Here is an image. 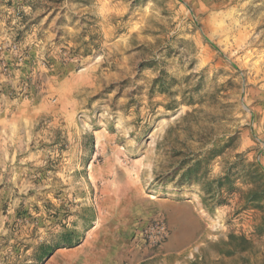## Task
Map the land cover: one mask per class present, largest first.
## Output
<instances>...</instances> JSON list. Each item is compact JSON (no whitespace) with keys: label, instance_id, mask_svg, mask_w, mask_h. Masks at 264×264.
Listing matches in <instances>:
<instances>
[{"label":"rangeland","instance_id":"rangeland-1","mask_svg":"<svg viewBox=\"0 0 264 264\" xmlns=\"http://www.w3.org/2000/svg\"><path fill=\"white\" fill-rule=\"evenodd\" d=\"M197 156L238 171L224 204L179 184ZM248 163L264 173V0H0V264H94L101 214L135 227L137 264H264Z\"/></svg>","mask_w":264,"mask_h":264},{"label":"trees","instance_id":"trees-1","mask_svg":"<svg viewBox=\"0 0 264 264\" xmlns=\"http://www.w3.org/2000/svg\"><path fill=\"white\" fill-rule=\"evenodd\" d=\"M233 137L229 139V142L233 141ZM224 147H230L229 143ZM211 153H209L210 155ZM237 158L241 159L243 155L237 154ZM209 156L205 158L194 157L187 159L182 167L179 168L182 171L179 184L199 182L202 184L206 197H204L205 205L207 206H220L225 203L226 191L229 194L235 191V185L238 178V171H234L235 167H227L224 174L218 178L211 179L208 176L207 161ZM247 170L243 176L244 184L248 186V190L245 193V200L247 205L257 207H264V187L260 185V179L263 178L264 173H261L255 163L246 164ZM253 204V205H252Z\"/></svg>","mask_w":264,"mask_h":264},{"label":"crops","instance_id":"crops-1","mask_svg":"<svg viewBox=\"0 0 264 264\" xmlns=\"http://www.w3.org/2000/svg\"><path fill=\"white\" fill-rule=\"evenodd\" d=\"M109 220V217L101 214L98 226L90 237L89 245L98 252V259L94 260V264H137L139 259L146 254V250L130 241L135 227H120L111 231L106 228ZM178 237V244L172 245L171 243L166 249L173 253L181 251L190 247L197 239L195 231L181 234Z\"/></svg>","mask_w":264,"mask_h":264},{"label":"built area","instance_id":"built-area-1","mask_svg":"<svg viewBox=\"0 0 264 264\" xmlns=\"http://www.w3.org/2000/svg\"><path fill=\"white\" fill-rule=\"evenodd\" d=\"M169 236V231L166 225L162 222H155L146 229L144 233L145 240L153 245L163 243Z\"/></svg>","mask_w":264,"mask_h":264},{"label":"water","instance_id":"water-1","mask_svg":"<svg viewBox=\"0 0 264 264\" xmlns=\"http://www.w3.org/2000/svg\"><path fill=\"white\" fill-rule=\"evenodd\" d=\"M165 203H166V202H163V203H161V204H165ZM179 210L181 211L182 215H183V213L186 212V215L191 216V217L193 218L192 221H195V220H199V219H200V218L198 217V215H197V212H196V209H195L194 206H191L190 208L180 207ZM181 213H180V214H181ZM182 215H181V216H182Z\"/></svg>","mask_w":264,"mask_h":264}]
</instances>
